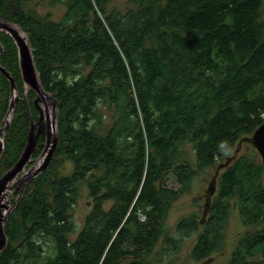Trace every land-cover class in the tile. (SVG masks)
Masks as SVG:
<instances>
[{"label": "trees", "instance_id": "1", "mask_svg": "<svg viewBox=\"0 0 264 264\" xmlns=\"http://www.w3.org/2000/svg\"><path fill=\"white\" fill-rule=\"evenodd\" d=\"M54 1L66 8L58 20L25 0H0V19L27 35L43 89L57 102L59 134L50 167L9 215L0 264H147L155 251L181 252L194 234L191 258L201 264L223 249L232 200L246 227H261L239 237L227 264H264V162L246 140L264 123V0H127L137 8L124 13L110 9L115 0ZM0 44V64L20 97L1 178L39 112L15 42L0 32ZM2 92L4 120L11 87L0 73ZM106 106L115 121L103 133ZM241 142L219 172L207 217L182 219L173 236L172 205ZM60 157L73 162L71 175H54ZM81 186L92 208L78 230L72 214Z\"/></svg>", "mask_w": 264, "mask_h": 264}, {"label": "rangeland", "instance_id": "2", "mask_svg": "<svg viewBox=\"0 0 264 264\" xmlns=\"http://www.w3.org/2000/svg\"><path fill=\"white\" fill-rule=\"evenodd\" d=\"M25 8H30L32 11L37 13L40 17L50 16L52 20L60 19L65 13V6L56 3L54 0H25ZM117 9L118 11L124 13L129 9H136L137 5L129 3L127 0H115L110 4V9ZM3 85V84H2ZM3 89V88H2ZM28 90V89H27ZM17 96V94H16ZM15 100V97H14ZM4 103V104H2ZM42 107V121L39 124V128L44 132L45 135L50 131L52 134L57 133V110L54 101L48 97L43 99V103H40ZM8 108V100L6 96H4L3 92L0 97V125L4 123L3 120L4 114H6ZM102 113L106 116L103 118L104 125L102 127L103 133H105L114 123L115 116L112 110L108 106L103 107ZM264 116V115H263ZM243 147L241 146L240 149ZM255 149V148H254ZM243 150V149H242ZM256 151V149H255ZM244 152L247 153V150ZM257 152V151H256ZM258 157L261 159L260 155L257 152ZM262 160V159H261ZM33 162L29 164L26 168V171L20 174L14 183L9 185V188L5 192L9 194L8 197V206H13V202L15 201V196L19 192V190L24 189L27 184V180L20 183L18 186H15L17 181L21 178V176L29 171ZM60 165L57 166L54 175H71L73 172V162L66 158L60 157L58 158V162ZM36 164V163H35ZM30 167V168H29ZM215 167L212 169H208L202 173H200L197 177H195L192 181L191 190L184 194L178 201H176L170 210L167 225L171 230V234L173 236H177L176 226L179 221L184 218L189 217H197L199 220L203 217L207 190L209 185L215 175ZM168 187L176 188L177 185L175 182L171 180L167 183ZM16 187L18 190L16 191ZM92 208V199L89 197L88 189L85 186H81V193L78 199L77 205L73 210V218L77 223L78 230L81 229V224L85 220L86 216L90 212ZM9 210L7 211V213ZM6 213V215H7ZM6 217V216H5ZM260 225L257 227H246L242 221L239 214V210L237 207L236 200H232L230 202V212L227 221V225L224 231V239H223V249L217 253H214L213 258L214 261L212 264H227L231 258V255L237 245L238 239L241 235L246 232H251L257 229H260ZM198 234H194L190 238L182 240V250L179 253H170L162 254L159 251H155L152 255L148 256L145 259L147 264H197L192 258V251L197 242ZM160 249L163 246L159 247ZM54 250H50L52 253ZM203 264V263H201Z\"/></svg>", "mask_w": 264, "mask_h": 264}, {"label": "water", "instance_id": "3", "mask_svg": "<svg viewBox=\"0 0 264 264\" xmlns=\"http://www.w3.org/2000/svg\"><path fill=\"white\" fill-rule=\"evenodd\" d=\"M11 25L16 26V28H11L10 27ZM0 32H4V33L11 35L13 41L15 42V45L18 49L19 66H20L23 82L25 84V87L28 90H32L33 92L36 93L37 97L33 101V105L39 112V116H40V119L37 122H35L34 120H31V127H30L29 134L27 136V142H26L25 148L21 152L16 164L0 178V202H1L2 195L4 194V192L7 191L10 182L15 181L20 174L26 171V168L32 162L33 157L37 152L38 142H39L40 137L42 136L40 130L37 128V126H39L40 122L43 119L42 118V107L40 103H43V99L45 97H48L54 101L56 105V110H57V102L54 100L52 95L48 94L43 89V86L39 79L38 71L36 69L32 48L28 41L27 35L24 33L21 27L15 23L0 19ZM2 52H3V47L0 44V55L2 54ZM0 73L9 81L10 87H11V100H10L8 114L4 121L5 126L0 128V160H1L3 153H4V141H5L6 131L11 125L15 105H16V102L20 99V97L17 92V86H16V82L14 78L10 75V73L4 67H2L1 64H0ZM14 92L17 94V96H15V100L13 98ZM9 114H11V118L9 121L6 122V119ZM57 126H58V116H57ZM57 126H56V129H57ZM1 134H3V137L1 136ZM47 134H48V138H47V143L45 147L47 157H46L45 163L43 164V167L39 169L34 175L26 179L24 178L22 180L19 179L18 180L19 182L17 181V184L19 185L23 181L27 180V184L24 187V189L19 190L20 196L18 200L15 201L14 205L11 207H8L9 212L7 213L6 217H4L3 219L0 218V254L6 249L7 244H8V238L5 233V224L9 218L10 213L18 206L20 199L24 195L25 188L29 185V183L37 176L44 173L50 167L53 159L55 158L58 141H59V136H58L59 134H58V131L55 134V136L50 131ZM246 140L256 149L262 161L264 162V123L255 130L251 138L246 139ZM241 144L242 142L240 143L239 148L236 150L233 158L228 159L225 164L220 165L218 169L216 170L215 175L207 190L205 209L203 213L204 218L207 217L210 211L211 202L216 193L217 178L219 176V172L221 169L226 168L233 161V159L237 157L240 151ZM15 190L17 191L18 188ZM213 261H214V258H211L207 262H203V264H210Z\"/></svg>", "mask_w": 264, "mask_h": 264}, {"label": "bare ground", "instance_id": "4", "mask_svg": "<svg viewBox=\"0 0 264 264\" xmlns=\"http://www.w3.org/2000/svg\"><path fill=\"white\" fill-rule=\"evenodd\" d=\"M11 28H16V26L14 25H11L10 26ZM11 36V35H10ZM12 37V36H11ZM16 96V93L14 92L13 94V98ZM45 96V95H44ZM11 118V114L8 115L7 119H6V122L9 121ZM39 119H40V116H39ZM37 128L40 130L42 136L45 138V142H44V146H43V152L41 154V156L39 157V159H37L35 162L32 160V162L34 163L31 168L29 169V171L25 174H23V176L20 178V180H22L23 178L26 179L32 175H34L39 169H41L43 167V164L45 163V160H46V157H47V153H46V143H47V138H48V134L45 135L44 132L41 130V128H39V126H37ZM36 163V164H35ZM25 172V171H24ZM23 172V173H24ZM19 182V181H18ZM11 183H14V181L10 182ZM9 184V185H10ZM15 186H18V184L16 183ZM9 188V186H8ZM18 187H16L17 189ZM8 197H9V194H6L4 192V194L2 195V200L0 202V218H4L6 216V213L8 211Z\"/></svg>", "mask_w": 264, "mask_h": 264}]
</instances>
